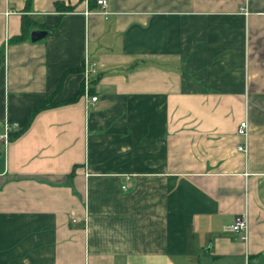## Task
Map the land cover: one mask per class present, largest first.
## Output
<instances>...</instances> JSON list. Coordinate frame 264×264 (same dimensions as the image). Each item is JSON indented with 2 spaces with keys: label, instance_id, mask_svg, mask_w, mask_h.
Returning <instances> with one entry per match:
<instances>
[{
  "label": "crops",
  "instance_id": "crops-1",
  "mask_svg": "<svg viewBox=\"0 0 264 264\" xmlns=\"http://www.w3.org/2000/svg\"><path fill=\"white\" fill-rule=\"evenodd\" d=\"M25 5L0 0V264H264V0ZM25 13L49 33L12 42Z\"/></svg>",
  "mask_w": 264,
  "mask_h": 264
},
{
  "label": "built area",
  "instance_id": "built-area-1",
  "mask_svg": "<svg viewBox=\"0 0 264 264\" xmlns=\"http://www.w3.org/2000/svg\"><path fill=\"white\" fill-rule=\"evenodd\" d=\"M101 6L106 7L107 6V0H97ZM94 69V66L89 60H86V67H85V73L86 76L90 73L91 70ZM93 100L97 99V96H92ZM21 124L19 121L16 120H9L5 119L2 123V127L0 128V140H2L4 143H9L11 138L14 136V134L18 133V130H20ZM238 132L243 135L247 136L249 132V122L248 119H244L240 122ZM240 150H246L247 145L246 142L240 144L238 146ZM128 184H124L123 188H126ZM233 230L238 233L239 237L241 239H247L248 237V219L245 213L238 214L232 224ZM244 264H251L249 259L245 260Z\"/></svg>",
  "mask_w": 264,
  "mask_h": 264
},
{
  "label": "trees",
  "instance_id": "trees-1",
  "mask_svg": "<svg viewBox=\"0 0 264 264\" xmlns=\"http://www.w3.org/2000/svg\"><path fill=\"white\" fill-rule=\"evenodd\" d=\"M62 2H57L58 6H61ZM32 5H33V0H26V5H25V11L31 10L32 9ZM72 8V7H71ZM32 27H34V19L32 18L31 15L25 13L23 14L22 17V30L20 33L14 35L11 38L12 42H18V41H22V40H26L30 37V32L32 30ZM4 58V51L2 50L1 54H0V63L2 62ZM82 93V89H80L75 96H73L72 98L68 99V100H55L54 99V94L46 97L45 99H43L42 101H40L39 103H37L32 111V114L30 116V119L28 121V125L31 123V121L33 120V118L35 117V115L42 109L47 108V107H51V106H55L57 104L60 103H64V102H68V101H74L76 100ZM19 133V132H18ZM17 133V134H18Z\"/></svg>",
  "mask_w": 264,
  "mask_h": 264
},
{
  "label": "water",
  "instance_id": "water-1",
  "mask_svg": "<svg viewBox=\"0 0 264 264\" xmlns=\"http://www.w3.org/2000/svg\"><path fill=\"white\" fill-rule=\"evenodd\" d=\"M48 33H49V30L47 29H34L31 31V39L33 41L39 40L45 37Z\"/></svg>",
  "mask_w": 264,
  "mask_h": 264
}]
</instances>
